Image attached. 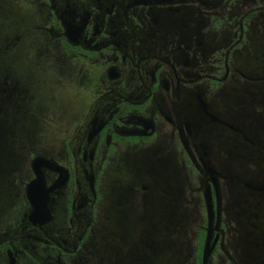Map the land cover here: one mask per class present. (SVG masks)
<instances>
[{"label": "flooded vegetation", "instance_id": "1", "mask_svg": "<svg viewBox=\"0 0 264 264\" xmlns=\"http://www.w3.org/2000/svg\"><path fill=\"white\" fill-rule=\"evenodd\" d=\"M263 49L264 0H0V122L18 98L32 122L49 65L77 105L56 143H27L25 174L0 175V264H121L110 213L161 207L166 182L149 191L168 163L188 264H202L207 186L204 264H264ZM35 156L46 190L32 213Z\"/></svg>", "mask_w": 264, "mask_h": 264}, {"label": "rangeland", "instance_id": "2", "mask_svg": "<svg viewBox=\"0 0 264 264\" xmlns=\"http://www.w3.org/2000/svg\"><path fill=\"white\" fill-rule=\"evenodd\" d=\"M262 52L264 53V49ZM258 54L257 61L264 63V54L261 55L260 52ZM54 69L55 67L53 68L50 65L46 72L36 68L37 76L42 77L46 74L48 80L45 78L46 83L43 84L42 89H40V85L34 84L39 95L43 96L41 100L43 104L39 106V98H34L33 106L37 104L39 107L34 112L32 122L29 121L28 112L24 109L27 103L20 104L24 100L19 98L16 103L20 107L18 106L13 114L14 124L10 125L11 120L8 119L11 116L8 113L4 115L3 121L0 122V137L2 138L0 140L3 142L7 158L4 162L2 150L0 149V175L2 174V179L5 178L9 181L11 174L15 172L25 174L28 166V159L25 156V151L29 149L27 143L30 142L33 149L36 150L44 145L46 141L48 144L56 143L55 141H58L61 135L59 129L64 128L76 112V100L72 98L75 89L60 88L59 84L55 82ZM159 164L164 165L163 162L152 161L149 164L145 163V168L150 166L158 172L160 169V167L158 168ZM126 166L129 171H137L133 170L136 166L135 163L126 161ZM174 166L173 163H168L165 168L161 165L162 175L158 177L157 173L153 174L152 190L149 191L150 197L153 196V186L158 178L163 179L167 185L160 182L161 186L168 190L166 192L160 191L159 195H162L161 197L164 199L161 207L154 209L149 200L145 208L142 207L133 215L131 210L128 213L126 211L123 213L116 212L112 213L115 219H110L113 216L110 213L107 224L119 234L117 237L119 242H116L117 246L127 248L126 254L122 253L123 262L121 264H188V256L186 259L184 257L188 253V235H190L188 208L183 204L180 205L179 195H182L180 188L184 190V185L181 184L180 175L176 172ZM2 179L0 180V189L2 188ZM165 179L170 181L172 191ZM169 195L178 198V202L177 200H168L167 202L166 198ZM128 197L131 198L130 195ZM115 215H119L121 218L118 219ZM127 215L128 219H125L124 217ZM119 220H121V223ZM116 243L113 244L116 245ZM120 247L119 249H121ZM121 252L119 251V254Z\"/></svg>", "mask_w": 264, "mask_h": 264}, {"label": "water", "instance_id": "3", "mask_svg": "<svg viewBox=\"0 0 264 264\" xmlns=\"http://www.w3.org/2000/svg\"><path fill=\"white\" fill-rule=\"evenodd\" d=\"M46 162L41 156H35L32 161H31V167L33 169L34 177L26 183V194L27 197L29 198L30 202L34 206V210L32 211L35 212L37 208L38 201L41 197V193L43 194V191L46 190L44 186V178L41 170V165L45 164ZM215 188V193H216V187ZM204 199H205V204H206V214H207V231L205 235V241L203 244V249H202V264L205 263V260L207 257L210 255L211 249L213 242H209L210 238V222L211 218L214 215L213 211V203L211 200V192H210V186H207L204 190Z\"/></svg>", "mask_w": 264, "mask_h": 264}]
</instances>
